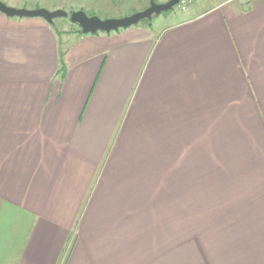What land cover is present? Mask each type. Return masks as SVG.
<instances>
[{"label": "crops", "instance_id": "crops-1", "mask_svg": "<svg viewBox=\"0 0 264 264\" xmlns=\"http://www.w3.org/2000/svg\"><path fill=\"white\" fill-rule=\"evenodd\" d=\"M180 1L81 46L0 11V264H173L195 146L264 179V0Z\"/></svg>", "mask_w": 264, "mask_h": 264}, {"label": "rangeland", "instance_id": "rangeland-1", "mask_svg": "<svg viewBox=\"0 0 264 264\" xmlns=\"http://www.w3.org/2000/svg\"><path fill=\"white\" fill-rule=\"evenodd\" d=\"M94 1L99 7L109 8L98 11L85 6L83 10L101 18L124 16L143 7L141 0ZM180 9L174 5L149 21L144 19L130 27L157 28L168 19V13H184ZM58 19L65 26L74 25L67 17ZM114 31H80L75 40L70 38V44L81 46L87 39L104 38ZM61 37L66 38L67 34ZM198 147H194L191 192L173 207L170 218L176 224L173 264H264V179L259 181L255 172L247 171L248 164L240 162L239 154L232 155L227 166L225 154L220 161L212 149ZM199 156L207 157L206 161H198Z\"/></svg>", "mask_w": 264, "mask_h": 264}, {"label": "water", "instance_id": "water-1", "mask_svg": "<svg viewBox=\"0 0 264 264\" xmlns=\"http://www.w3.org/2000/svg\"><path fill=\"white\" fill-rule=\"evenodd\" d=\"M178 1L166 0L164 2H156L149 0V4L143 9L124 16L107 18H101L96 14H87L83 9L68 12L62 8L51 10L46 7H13L2 0H0V11L7 16L41 17L50 24H54L55 18L68 17L71 22L78 24L82 32L95 33L97 31L110 32L120 27H128L144 19L151 20L154 15L171 9Z\"/></svg>", "mask_w": 264, "mask_h": 264}, {"label": "trees", "instance_id": "trees-1", "mask_svg": "<svg viewBox=\"0 0 264 264\" xmlns=\"http://www.w3.org/2000/svg\"><path fill=\"white\" fill-rule=\"evenodd\" d=\"M142 8V7H141ZM63 70V65L60 63V67H59V70Z\"/></svg>", "mask_w": 264, "mask_h": 264}, {"label": "built area", "instance_id": "built-area-1", "mask_svg": "<svg viewBox=\"0 0 264 264\" xmlns=\"http://www.w3.org/2000/svg\"><path fill=\"white\" fill-rule=\"evenodd\" d=\"M184 1H190V0H181L180 2H184Z\"/></svg>", "mask_w": 264, "mask_h": 264}]
</instances>
